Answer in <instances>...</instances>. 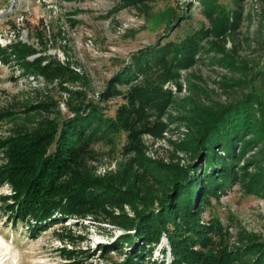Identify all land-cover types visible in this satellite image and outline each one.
<instances>
[{
	"label": "trees",
	"instance_id": "obj_1",
	"mask_svg": "<svg viewBox=\"0 0 264 264\" xmlns=\"http://www.w3.org/2000/svg\"><path fill=\"white\" fill-rule=\"evenodd\" d=\"M197 1L208 26L202 25L179 42L158 43L133 54L114 85L109 84L100 97L101 102L108 101L115 96V86L141 77L130 83V91L111 116L84 93L67 87L76 83L77 75L45 52L41 22L40 30L34 27L39 30L38 49L21 40L19 31L9 43L0 45L4 66L19 70L24 78L41 79L72 102H67L70 116L63 117L56 113L58 106L48 92L34 89L40 97L34 103L9 97L0 106V130L5 126L0 134V189H8L0 194V208L7 220L25 224L31 238L66 219L110 224L123 232L99 245L101 252L123 256L119 263L110 264H165L167 254L169 264H264V241L222 247L226 231L218 218L202 219L211 200L232 184H242L245 195L264 197V51L247 71L246 80L233 83L246 92L180 117L187 131L172 143L174 160H151L138 147L139 134L149 133L153 125L147 119L154 116L151 108L162 102L161 114L168 101L164 83L194 63L204 41L214 39L211 45L224 54L222 42L239 28L240 2L245 0H232L233 7L218 0ZM256 43L264 45L263 33ZM225 57L221 63L228 68L237 64ZM33 114L41 117L34 119ZM172 117L168 116L170 123ZM113 133L126 135L122 149L128 156L109 176L90 174L84 166L90 146ZM177 153L186 159L182 164ZM57 238L72 245L82 240L71 231ZM163 238L167 246L160 249L162 259L154 260L152 253ZM60 252L64 260L88 258L75 247H62Z\"/></svg>",
	"mask_w": 264,
	"mask_h": 264
},
{
	"label": "rangeland",
	"instance_id": "obj_2",
	"mask_svg": "<svg viewBox=\"0 0 264 264\" xmlns=\"http://www.w3.org/2000/svg\"><path fill=\"white\" fill-rule=\"evenodd\" d=\"M232 2L218 0V4L227 7H233ZM240 4L241 22L239 28L222 42L224 54L216 52L217 48L211 45L214 39L204 41L194 63L179 70L175 80L164 83L162 89L169 94V102L161 114L158 111L162 102L151 108L149 113L154 116L147 118L150 125L153 124L151 130L149 133L142 131L138 136V147L147 158L164 162L174 160L172 143L187 131L180 117L205 105L228 102L246 92L242 86L233 83L246 80L247 71L256 66L264 51V45L256 43L258 34H264V0H245ZM204 14L197 0H0V45L9 43L19 31L21 40L38 49L36 33L41 22L47 45L45 52L69 65L77 75L76 83L67 87L84 93L87 100L98 104L103 113L111 116L130 91L129 85L141 79L139 76L131 84L125 82L115 86V96L100 101L131 56L158 43L179 42L202 25L208 26ZM225 56L233 58L237 64L228 68L221 63ZM34 89L48 92L58 106L56 113L70 116L67 102H72L67 94L58 88L46 87L41 79L24 78L19 70L0 62V106L9 97L34 103L40 98ZM168 114L174 116L171 123L167 120ZM44 116L48 114H42ZM31 117L38 119L41 114ZM125 139L124 133H113L108 139L93 143L90 155L84 160L89 173L98 177L114 173L128 156L122 149ZM176 155L181 164L182 159L186 160L181 153ZM2 193H8V189H0ZM124 211L132 216L127 206ZM212 217L218 218L226 231L222 247L250 240L264 241V197L245 195L240 183L232 184L218 199L211 200L202 219L206 221ZM92 222L89 218L84 221L66 219L63 224L47 227L37 238H31L25 224L11 223L0 208V264H110L122 261L123 256L113 251L101 252L99 245L110 243L123 232L110 224L95 221L94 225ZM64 228L66 230L62 231ZM65 231L80 236L81 242L75 245L60 242L57 237ZM166 246L163 238L155 247L152 259L161 260L160 249ZM62 247H75L86 252L84 256L88 258L64 260L60 252ZM163 259L169 264V254Z\"/></svg>",
	"mask_w": 264,
	"mask_h": 264
}]
</instances>
